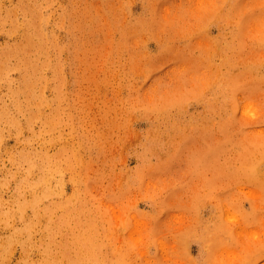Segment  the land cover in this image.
<instances>
[{"label": "rangeland", "instance_id": "1", "mask_svg": "<svg viewBox=\"0 0 264 264\" xmlns=\"http://www.w3.org/2000/svg\"><path fill=\"white\" fill-rule=\"evenodd\" d=\"M0 264H264V0H0Z\"/></svg>", "mask_w": 264, "mask_h": 264}, {"label": "bare ground", "instance_id": "2", "mask_svg": "<svg viewBox=\"0 0 264 264\" xmlns=\"http://www.w3.org/2000/svg\"><path fill=\"white\" fill-rule=\"evenodd\" d=\"M94 250H95V249H94ZM95 251H96V250H95ZM95 251H94V252H95ZM94 258H95V257H94ZM98 259H99V258H98ZM96 261H97V260H96Z\"/></svg>", "mask_w": 264, "mask_h": 264}]
</instances>
